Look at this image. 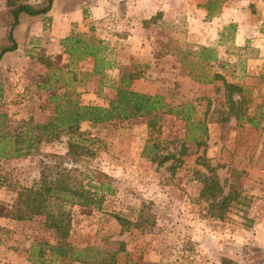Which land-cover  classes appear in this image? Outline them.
Masks as SVG:
<instances>
[{
  "label": "rangeland",
  "instance_id": "1",
  "mask_svg": "<svg viewBox=\"0 0 264 264\" xmlns=\"http://www.w3.org/2000/svg\"><path fill=\"white\" fill-rule=\"evenodd\" d=\"M187 1L177 0L178 7L186 10ZM223 1L210 7L216 11ZM241 1L250 14L245 11L240 19L251 23L252 29L237 41L233 37L236 23H218L219 62L215 48L216 60L210 64L192 57L198 45L191 41L194 38L188 33L187 20L181 18L182 12L172 27L163 20L154 26L146 19L141 20V26L131 23L129 14H135L131 11L137 3L147 12L159 0H97L94 7L108 4V12L92 19L86 6L83 19L71 22L69 33H86L102 40L111 67L92 74L91 58L69 61L60 44L62 54L53 60L45 58L42 36L28 43L24 37L17 55L1 64L0 112L5 114L9 130L21 119L44 122L53 106L47 101L51 93H64L80 104L106 105L114 95L118 75L131 65L142 71L131 89L161 94L172 104L190 102L196 117H201L207 99L210 107H219L223 91L220 79L200 83L193 76L210 78L214 73L249 88L248 113H263L256 127L238 124L233 117L226 122H207L204 150L184 139V122L169 114H162L153 125L144 116L80 122L73 139L88 152L77 165L105 174L111 192L104 194L100 210L68 207L70 227L65 241L75 253L85 259L102 257L123 241L124 251L116 254L115 264H123L124 259L136 264H214L220 257L236 264H264V0ZM145 43L147 62L138 60ZM247 69L253 74L247 75ZM49 84L51 89H47ZM67 137L61 133L57 139L40 141L30 154L0 160L4 182L0 186V264H78L54 259L44 245L43 258H38L39 243L56 242L54 231L44 228L42 217L22 221L7 217L15 197L13 187L31 185L43 162L50 163L56 155L64 157ZM146 142L156 144L162 154L176 152L183 142L188 152L182 156V164L171 170L170 160L156 165L141 156ZM148 151L152 154L154 150L149 146ZM201 154L216 167L220 181L229 178L232 168L242 171L234 186L250 201L252 197L246 211L237 204L228 210L224 221L206 215V203L197 199L200 184L192 179L195 157ZM63 165L69 167L71 162L64 159ZM142 205L154 215V225L122 230L113 215L134 221Z\"/></svg>",
  "mask_w": 264,
  "mask_h": 264
},
{
  "label": "trees",
  "instance_id": "2",
  "mask_svg": "<svg viewBox=\"0 0 264 264\" xmlns=\"http://www.w3.org/2000/svg\"><path fill=\"white\" fill-rule=\"evenodd\" d=\"M5 1L7 29L0 40V58L5 52L16 48L12 30L18 23L19 14L36 16L45 13L52 0H42L35 7L17 0ZM221 1L210 0L207 3L208 0H206L203 6L207 10V17L217 12L212 7L216 5V2ZM211 4H213L212 7H210ZM59 44L63 52L68 55L69 61L91 58L92 74L101 73L111 67L112 63L105 56V44L90 34L70 32L60 38ZM192 57L204 64H210L216 60V51L213 47L198 45ZM141 76L142 71L136 65H131L129 70L123 69L114 85L113 97L104 106L80 104L64 93H51L47 97L48 103H53L51 113L42 123H31L30 118L21 119L15 127L9 130L5 114L0 112V160L30 154L36 150L40 141L57 139L61 133L68 135L64 157L56 155L50 163L43 162L37 179L31 185L13 187L15 197L9 206L7 217L17 221L30 220L35 216L42 217L44 228L53 230L56 236V242L53 245L39 243L42 247L38 258H43L44 248L47 247L48 254L60 262L68 263L72 260L78 264H115L116 254L124 251V243L119 241L117 247L106 252L105 256L97 258L91 256L90 259H85L80 253H75L65 241L70 227L68 207L77 205L82 208L100 210L104 194L111 192L108 182L104 180L105 174L77 165L80 157L88 152L86 146L73 139V134L77 131L80 122L103 123L144 116L147 117L148 124L153 125L162 114H169L184 122V139L192 140L195 148L202 147L204 150L207 122H226L233 117L238 124L247 123L251 127H256L263 115V113H256L257 115L248 113L249 88L228 82L218 73H214L210 78L206 75L193 76L194 80L200 83H210L215 79H220L222 83L223 98L218 104L219 107H210V101L207 99L201 117L195 116L193 104L190 102L172 104L166 101L161 94H147L131 89V83ZM47 89H51V84L47 86ZM149 144L148 142L144 144L141 156L148 158L156 165H162L170 160L168 168L171 170L182 164V156L187 155L188 152V147L183 142L180 143L176 152L165 154L158 153L156 144ZM149 146L154 150L152 154L148 151ZM64 159L71 162V166L63 165ZM194 164L192 179L200 184L197 199L206 203L204 207L209 218L224 221L228 210L237 204L241 210H247L250 197L234 186V182L242 171L232 168L229 178L220 181L216 167L211 165L203 154L195 157ZM3 185L4 182L0 176V186ZM136 214L134 221L117 214L113 215V218L122 230L154 225L155 217L146 205H142ZM40 263L44 264V261ZM123 264L136 263L124 259ZM214 264L236 263L227 257H220L218 263Z\"/></svg>",
  "mask_w": 264,
  "mask_h": 264
},
{
  "label": "crops",
  "instance_id": "3",
  "mask_svg": "<svg viewBox=\"0 0 264 264\" xmlns=\"http://www.w3.org/2000/svg\"><path fill=\"white\" fill-rule=\"evenodd\" d=\"M20 3H25L35 7L42 0H17ZM159 4H156L154 8L147 12H142V4L139 2L136 7L133 8L134 15H130L131 23L133 25H142L141 20H150V25H157L163 20L172 27L173 22L180 18V12L182 17L187 20V27L189 35H193L194 41L197 45L211 46L217 51V60L220 61L221 52L218 36L216 35L217 27L220 24L229 22L236 23L235 32L233 37L235 40L244 39L247 35L244 32L250 31L251 23L243 22L242 16L246 11V7H243V2L239 0H224L221 6L217 9L211 17H207V10L203 6L202 0H188L185 4L187 8L184 10L182 7H178L177 0H159ZM186 1V0H184ZM5 0H0V40L3 38L7 29L5 25V17L7 7ZM97 4V0H52L49 9L45 13L38 14L36 16H29L21 13L18 17V23L12 30V36L16 42V48L13 51L5 52L0 58L1 64L8 58H12L17 55V51L22 46V40L25 37V42H33L37 36H42L43 57L53 60L58 55L62 54V50L59 45L60 38L69 33L71 28V22H77L82 20V10L86 6L88 7L89 17L92 19H98L103 17L109 10V5L101 4L100 7H94ZM184 7V5H182ZM93 7V8H92ZM137 9V10H136ZM158 13V15H157ZM128 23V19L125 17ZM249 22V21H248ZM51 29H50V28ZM173 29V28H170ZM128 30V29H127ZM213 32V35H212ZM47 33V35H46ZM214 38V39H213ZM148 43H145L141 48V56H138L139 61L147 62L148 60ZM144 55V57H143ZM137 58V57H136ZM247 75H252V72L248 71ZM136 80L133 81L134 86ZM252 202L249 203L248 208ZM247 208V209H248ZM219 221V220H218ZM259 226V225H258ZM261 229V227L259 226Z\"/></svg>",
  "mask_w": 264,
  "mask_h": 264
}]
</instances>
